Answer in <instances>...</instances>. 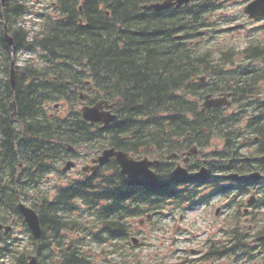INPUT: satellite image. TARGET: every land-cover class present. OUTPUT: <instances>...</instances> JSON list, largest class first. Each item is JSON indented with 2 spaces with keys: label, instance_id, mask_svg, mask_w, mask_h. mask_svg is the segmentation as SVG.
I'll use <instances>...</instances> for the list:
<instances>
[{
  "label": "trees",
  "instance_id": "1",
  "mask_svg": "<svg viewBox=\"0 0 264 264\" xmlns=\"http://www.w3.org/2000/svg\"><path fill=\"white\" fill-rule=\"evenodd\" d=\"M29 1L4 0L2 5L0 0L3 69L11 52L40 58L23 62L13 89L8 78L0 82V221L18 216L19 198L37 212L43 230L32 251L39 264H99L82 251L85 238L109 245L111 257L101 264H121V236L127 233L121 212L133 217L139 208H161L169 200L194 201L195 190L179 196L180 179L171 176V168L159 169L167 174H158L159 179L172 186L156 196L143 183L126 181L114 161L96 177L81 175L44 192L47 176L62 175L58 164L79 152L87 158L115 147L162 160L197 145L201 153L213 149L211 173L217 158L222 174L241 168L264 173V162H246L242 146L232 139L251 134L263 149L264 101L255 96L264 80V64H259L264 45L251 42L236 52L198 37L200 29H219L207 18L215 7L212 0L160 13L140 8L156 0H54L53 14H39L35 31L19 23L32 13ZM4 27L13 37L11 48L1 38ZM199 75L208 80L194 81ZM222 92L233 94L232 106L201 107L205 93ZM81 93L91 96L89 104L102 99L112 104L116 120L109 128L82 120ZM224 182L222 177L210 184L225 192L230 186ZM129 191L143 194L132 197ZM8 251L0 235V255ZM19 253L16 264H26Z\"/></svg>",
  "mask_w": 264,
  "mask_h": 264
},
{
  "label": "flooded vegetation",
  "instance_id": "2",
  "mask_svg": "<svg viewBox=\"0 0 264 264\" xmlns=\"http://www.w3.org/2000/svg\"><path fill=\"white\" fill-rule=\"evenodd\" d=\"M195 1L191 0L190 2ZM233 1L223 0L222 2L231 3ZM1 38L7 45L5 34H1ZM7 46L11 48L9 45ZM1 50L2 46L0 45V53ZM2 62L0 59V73L3 72L1 69ZM232 139L234 146H242L241 154L243 150L242 158H246V162H251L256 166L263 164L264 144L263 149H261L260 143L262 141L259 137L242 133L239 137H232ZM129 154L135 159H140L134 152ZM242 158L241 161H244ZM208 161L205 158H198L195 163L185 165L188 173L192 172L194 175L189 173L186 176L175 177L180 179V183L176 187L179 196L196 189L195 193L198 199L196 206L188 201L179 203L177 200H169L166 202L168 205L165 208L141 209L140 216L128 218L130 228L127 239H122L123 243L129 244L130 247H138L142 243L141 237L146 226L156 228L155 231L158 232L160 231L158 225L162 220H165L169 226L174 227V231L164 242L160 243V247L166 251L171 250V252L152 259V264H264V213L262 212L264 191H254V184L258 180L254 181L255 179L248 176L254 171L261 174V171L252 169L250 172H246L245 168H241L240 172L233 171L241 176L231 180L232 183L228 184L230 190L221 192L212 189L210 184L212 180L220 181L221 179V172L218 170L220 158L214 161L213 178ZM179 162L166 167L163 164L168 163V159L161 163L151 164L150 168L155 172L154 180L151 182L142 180L132 182L135 184L143 183L153 190L156 196H164L165 190L170 188L172 183L168 180L159 179L158 174L162 177L167 176V174H160L158 171L160 168H171L169 172L172 176V172ZM205 162L208 163L209 175L199 177L196 173L205 166ZM236 162L239 163L240 160L238 159ZM78 166L79 164L76 168ZM142 194L140 191H129V195L132 197ZM224 195L226 197L225 202L222 201ZM121 218L124 219L123 212H121ZM134 223L138 226H134ZM186 224L187 226H185ZM132 238L136 239L134 240L136 245H133ZM143 239L146 240V236ZM178 242L191 245L184 248L185 251L188 250V253L185 254V251L182 250L176 254L172 253V245ZM138 262H142L141 259H138Z\"/></svg>",
  "mask_w": 264,
  "mask_h": 264
},
{
  "label": "rangeland",
  "instance_id": "3",
  "mask_svg": "<svg viewBox=\"0 0 264 264\" xmlns=\"http://www.w3.org/2000/svg\"><path fill=\"white\" fill-rule=\"evenodd\" d=\"M243 1L245 0H234L232 2L233 6L226 7L223 10V12L229 15L238 16L240 12V7L242 8L240 3H242ZM28 3L31 6L32 13L23 18H20L19 23L25 26L26 28H29V30L35 31L40 28V19L38 18L39 14H48V13L53 14V6H52L53 1L52 0H30ZM239 23H242V22H239ZM262 24H264V22L249 23L247 25V29H245L246 31L242 33L236 32V33H233L232 35L230 34L224 35L223 36V38L225 39L224 42L228 43L229 45H236L237 43L241 41L239 43V46H242L243 45L242 35L246 34L247 30H253L254 28L260 27ZM29 57L33 60H40L39 55L36 53L28 54L27 52H23L17 56L18 63H16V66L22 67L23 62ZM0 77H2L1 73H0ZM59 167H61V165H59ZM68 176L74 177V172L69 173ZM49 178L57 180L58 177L56 174H53L49 176ZM222 201L225 202L223 198H222ZM213 204H216V203H213ZM177 218H178V213H177ZM134 226H138V225L134 223ZM185 226H187V224ZM158 227L160 231L156 232L155 231L157 230L156 228L154 229V228H150L149 226H146V228L143 230L144 233L141 237L142 243L138 247H135L134 250L127 251V252L121 251L122 246L120 244L119 248L121 251V256L123 255V253H125V257L133 255L135 258L141 259L142 261L141 264H152V259L157 258L160 255L170 253L171 250L166 251V249H162L160 247V243L164 242L168 236L172 235V232L174 231V227L171 225L169 226L167 224V221L165 220H162L160 224L158 225ZM144 236H146V240L143 239ZM28 238H29V235L25 228L20 227V226L13 227L12 239L18 240L17 244L22 246L20 250L25 249L27 251H30L32 249L31 248L32 245L30 244V241ZM189 246L191 245L186 244V243H179V242L174 243L172 245L173 247L172 253L176 254L179 250L185 251L184 248H188ZM91 250L92 251L90 252L89 257L92 258L93 261L95 260L98 261V263L100 264L103 262L104 258L109 259L111 257L108 251L109 245L101 246V245L95 244L91 247ZM186 253H188V250L185 251V254ZM27 254H30V253H27ZM178 254H181V253H178ZM114 256L119 258L120 254L117 253V254H114Z\"/></svg>",
  "mask_w": 264,
  "mask_h": 264
},
{
  "label": "water",
  "instance_id": "4",
  "mask_svg": "<svg viewBox=\"0 0 264 264\" xmlns=\"http://www.w3.org/2000/svg\"><path fill=\"white\" fill-rule=\"evenodd\" d=\"M177 2L175 4L180 5L182 3H186L189 0H176ZM2 3L4 4V0H2ZM174 3H172V0H167L162 3H154L150 5H145L142 8L143 9H154V10H162L165 8H168L172 6ZM245 12L249 15L250 18H258L259 16L264 14V0H256L253 3L249 4L245 8ZM9 43L11 44L12 41L9 38ZM11 85H14L15 81V72L13 69V63L11 68ZM86 95H81V99H85ZM223 102L220 99H214L211 98V96H208L205 98L204 106H213V107H219L222 105ZM111 108V105L108 101H100L96 103L93 106H83L80 108V113L82 116V119L90 122V123H102L104 127H106L108 124L113 122L116 118L114 114L111 113L109 110ZM110 157H115L117 162L120 164L122 168V173L127 174L129 177H137L139 175H145L149 178H154V175L148 170V165L152 164V162H149L148 159L144 158L142 161L135 162L133 161L126 153H123L121 151H116L114 148L104 150L101 155L97 158L92 160V163H97L99 165H102L106 163ZM74 166V163L67 162L66 166L64 167V171L69 170ZM88 166L83 168V171H88ZM175 174H185V171L183 169L178 168ZM18 210L23 215L26 223L28 224L29 228L34 234L35 238H38L40 235V225L37 214L30 208L26 207L22 203L18 204ZM5 228V230H8V227H4L0 225V229ZM30 261L29 264H37L34 257H29Z\"/></svg>",
  "mask_w": 264,
  "mask_h": 264
}]
</instances>
